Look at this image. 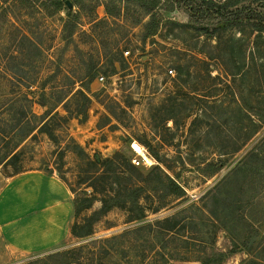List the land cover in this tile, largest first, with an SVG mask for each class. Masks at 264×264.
Segmentation results:
<instances>
[{
    "label": "rangeland",
    "instance_id": "1",
    "mask_svg": "<svg viewBox=\"0 0 264 264\" xmlns=\"http://www.w3.org/2000/svg\"><path fill=\"white\" fill-rule=\"evenodd\" d=\"M105 1L72 7L75 27L67 40L64 9L46 16L0 0L2 117L26 105L16 92H26L27 82L31 112L50 115L47 133L35 132L21 146L19 173L53 175L69 202L95 199L76 219L68 208L54 248L20 255L14 264H40L71 249L77 264H264V37L239 26L224 31L217 45L184 8L167 11L163 3L157 33L143 41L142 24L107 16ZM116 153L140 169L138 180L148 181L139 192L145 218L129 223L116 207L99 217L91 236L76 238L72 223L83 224L101 207L88 187L87 170H96L87 162ZM221 161L214 173L210 164ZM153 167L183 197L167 195L149 172ZM13 174L0 166L3 177ZM166 218L174 225L170 232L163 230L167 222L139 229Z\"/></svg>",
    "mask_w": 264,
    "mask_h": 264
},
{
    "label": "trees",
    "instance_id": "2",
    "mask_svg": "<svg viewBox=\"0 0 264 264\" xmlns=\"http://www.w3.org/2000/svg\"><path fill=\"white\" fill-rule=\"evenodd\" d=\"M66 0H15L21 9L32 13L34 10L46 16L58 14L62 9L66 11L67 20L63 26V37L69 40L75 27V16L72 10H68L65 5ZM70 1V0H69ZM71 2V1H70ZM72 7L84 5L83 0H72ZM168 5L167 11L174 10V6L184 8L192 20H198L202 35L208 39L216 40L217 45L221 43L224 31L239 26H249L258 34L264 37V0H106L102 6L107 16L111 18H126L130 24L143 26V38L155 35L159 29L160 21L156 17V11L162 4ZM90 5V4H89ZM166 10V8H165ZM148 18L146 22L145 19ZM207 20L209 23L205 24ZM211 26L209 28L208 26ZM23 39L30 40L27 35H22ZM37 49V46H36ZM31 83L22 84L26 92H19L17 98L25 101L26 105L18 107L13 116L5 119L3 110L0 111V166H10L14 169V174H19L20 148L29 137H33L35 132L47 133L50 115L46 111L40 117L31 112V100L28 99L27 89L31 88ZM78 94L83 93L81 91ZM45 106L43 102L38 103ZM38 121V123H37ZM53 139V134H47ZM157 159V158H155ZM88 165L96 171L87 170L88 178L91 180L88 187L92 193L99 194L101 207L91 216L83 219V224L74 221L70 227V234L76 238H87L93 234V225L99 217L104 216L113 208L119 207L127 213V221H141L145 218V211L139 202V192L144 189L148 181L138 180L142 175L139 168L131 164V160L121 153H116L110 159L93 161L88 160ZM97 163H101L104 168H99ZM214 173L220 171L224 164L218 162L210 164ZM100 171V172H98ZM149 172H156L159 183L164 186L167 195L181 198L184 190L169 176L161 175L159 168L153 167ZM13 174V175H14ZM106 180H111L107 182ZM151 196L157 197L155 189L151 190ZM95 200L88 198L86 203H78L72 200V219H76L82 210L88 209ZM172 219L166 218L155 223H147L139 226V229L153 227L170 223ZM173 223L164 225V231H171ZM77 250H65L46 256L44 261L39 260L40 264H77L74 254ZM222 258L223 255H218Z\"/></svg>",
    "mask_w": 264,
    "mask_h": 264
},
{
    "label": "crops",
    "instance_id": "3",
    "mask_svg": "<svg viewBox=\"0 0 264 264\" xmlns=\"http://www.w3.org/2000/svg\"><path fill=\"white\" fill-rule=\"evenodd\" d=\"M66 193L59 180L41 170L0 175V264L59 243L72 206Z\"/></svg>",
    "mask_w": 264,
    "mask_h": 264
},
{
    "label": "bare ground",
    "instance_id": "4",
    "mask_svg": "<svg viewBox=\"0 0 264 264\" xmlns=\"http://www.w3.org/2000/svg\"><path fill=\"white\" fill-rule=\"evenodd\" d=\"M131 148H132V150H133L135 153H137L139 156L143 157L144 160H146L147 162H149V159L147 158V156H146L145 153H144L145 151H143V149H142L138 144L133 143V144L131 145Z\"/></svg>",
    "mask_w": 264,
    "mask_h": 264
},
{
    "label": "built area",
    "instance_id": "5",
    "mask_svg": "<svg viewBox=\"0 0 264 264\" xmlns=\"http://www.w3.org/2000/svg\"><path fill=\"white\" fill-rule=\"evenodd\" d=\"M123 54L124 55H127L128 54V51H125ZM168 73L171 75L173 73V71L172 70H169ZM99 80L102 81L103 80V77H100ZM132 163L135 164L136 166H138L140 164V161H138L137 159H133L132 160Z\"/></svg>",
    "mask_w": 264,
    "mask_h": 264
},
{
    "label": "water",
    "instance_id": "6",
    "mask_svg": "<svg viewBox=\"0 0 264 264\" xmlns=\"http://www.w3.org/2000/svg\"><path fill=\"white\" fill-rule=\"evenodd\" d=\"M65 5H66V7H67L68 10H71L72 9V3L69 0H66L65 1Z\"/></svg>",
    "mask_w": 264,
    "mask_h": 264
}]
</instances>
